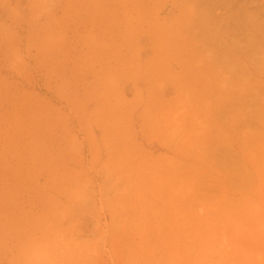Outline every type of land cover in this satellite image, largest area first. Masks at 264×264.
Segmentation results:
<instances>
[{
  "label": "rangeland",
  "instance_id": "1",
  "mask_svg": "<svg viewBox=\"0 0 264 264\" xmlns=\"http://www.w3.org/2000/svg\"><path fill=\"white\" fill-rule=\"evenodd\" d=\"M197 3L0 0V264H264V36Z\"/></svg>",
  "mask_w": 264,
  "mask_h": 264
},
{
  "label": "bare ground",
  "instance_id": "2",
  "mask_svg": "<svg viewBox=\"0 0 264 264\" xmlns=\"http://www.w3.org/2000/svg\"><path fill=\"white\" fill-rule=\"evenodd\" d=\"M197 2V5H194L195 13L191 21L192 28L196 27L197 32L187 30L185 33L197 39L200 51H209L212 43L218 46L224 44L225 38L232 41L233 47L236 46L238 57L245 56L258 47V40H253L252 37L253 34L264 36L262 29L264 24L257 17V11L249 12L247 5L239 3V0H197ZM226 50H229V47ZM243 100L244 95L236 92L237 105Z\"/></svg>",
  "mask_w": 264,
  "mask_h": 264
}]
</instances>
